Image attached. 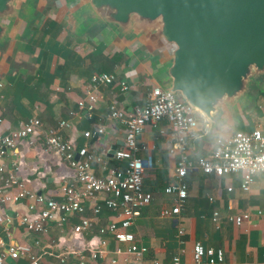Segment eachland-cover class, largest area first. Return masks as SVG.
<instances>
[{
    "label": "crops",
    "instance_id": "obj_1",
    "mask_svg": "<svg viewBox=\"0 0 264 264\" xmlns=\"http://www.w3.org/2000/svg\"><path fill=\"white\" fill-rule=\"evenodd\" d=\"M62 3L57 12H44L32 23L34 13L25 34L0 47L3 55L12 58L8 72L0 75V128L4 132L19 128L30 116H37L42 122L32 136L20 139L13 150L6 151L3 163L28 189L55 200L61 197L63 183L74 187L78 183L71 166L43 150V131L54 130L59 120H66L69 126L60 128L59 133L76 147L85 146L93 152L97 160L92 163L91 172L106 176L110 168L125 164L109 151L110 147L123 146L125 133V124L108 116L109 105L116 103L127 115L134 106H145L154 85L150 76L140 71L132 47L111 36L107 26L81 30L75 18H66L67 0ZM17 51L22 54L18 61H13ZM96 71L114 73L128 88L121 92L117 83L101 87L94 110H79L78 102L88 100L86 86ZM197 115L198 128L184 137L183 146L193 166L180 180L175 167L183 149L176 144L177 139L165 121L156 127L144 125L137 138L138 145H145L139 151L146 161L143 188L152 196L127 227L135 234L137 244L146 247L141 263L128 250L127 243L117 242L110 232L99 233V227L110 222L119 226L122 219L117 209L104 204L108 196L105 193L83 201L84 214L92 222L87 233L73 231L79 218L72 213L65 218L55 213L44 223L43 231L33 232L20 221L25 213L36 216L28 211L26 200L0 205L4 217L0 222V252L17 243L27 245L39 264H170L171 257L181 248L182 260L194 264L192 247L200 241L205 247L223 251L222 261L216 259L214 264H264V172L256 173L249 189L244 191L240 188V172L215 176L201 173L196 164L198 156L210 154L217 135L226 137L236 130L264 131V76L252 85L248 101L241 111L233 113L228 127L225 120L216 116L213 132L204 118ZM94 127L101 130L97 132L102 137L93 139ZM85 131L89 132L88 137L84 136ZM173 182L182 185L187 195L177 215L162 216L161 209L172 206L171 197L163 188ZM8 189L15 192L17 186ZM96 207L98 211L94 212ZM214 210L218 211L217 222L211 219ZM243 213L249 217L237 225L234 217ZM180 227L183 233L179 238ZM101 240H105L103 245ZM117 249L119 253L115 252ZM62 255L65 263L60 262ZM3 264L30 263L28 256L20 255L16 259L7 256Z\"/></svg>",
    "mask_w": 264,
    "mask_h": 264
},
{
    "label": "built area",
    "instance_id": "obj_2",
    "mask_svg": "<svg viewBox=\"0 0 264 264\" xmlns=\"http://www.w3.org/2000/svg\"><path fill=\"white\" fill-rule=\"evenodd\" d=\"M114 83H117L121 92L128 88L125 81L119 80L114 73L93 72L85 91L88 100L87 102L79 101L78 109L93 111L100 88ZM177 95L160 86L153 85L145 106L136 105L127 115L116 103L112 102L109 105L108 116L125 124L123 146L118 147L114 153V158L125 161V164L122 167L110 168L106 176L91 172V165L97 160V156L93 152L85 146L76 147L68 138L59 133L60 128L69 126L66 120H59L57 128L54 130L43 131L41 138L43 150L57 155L71 166L78 183L77 187L67 182L63 183L60 188L61 197L58 200L47 199L44 195L28 189L24 182L18 180L16 175L8 170L3 163L6 151L13 150L17 141L28 138L39 130L42 124L41 120L37 116H30L19 128L7 132L0 128V205L26 200L28 211L36 213V216L25 213L20 216V221L33 232L43 231L44 223L52 219L55 213L63 215L61 218H65L67 213H72L79 218V221L73 225V231L87 233L92 227V222L84 214L83 201L94 199L99 193H105L108 196L103 201L104 204L111 209H117L122 219L119 226L110 222L106 226L99 227V233L110 232L117 242L127 243L128 250L132 251L137 261L141 263L146 247L137 244L135 234L128 231L127 227L132 218L139 215L141 209L152 198L151 193L143 188V171L146 161L140 156L139 151L144 149L145 145L137 143V138L144 125L149 124L156 127L159 122L165 121L177 139L176 144L182 146L183 150L175 167L178 180L183 178L188 169L193 166L192 160L185 155L183 146L184 137L198 128V113ZM98 131L101 132V130ZM84 136L88 137L89 132L85 131ZM196 164L199 171L204 174L222 176L240 172V188L247 191L254 175L264 172V131L260 129L236 130L229 136H218L214 139L210 154L198 156ZM12 185L17 186V191L11 192L8 189ZM230 189L228 187V190ZM163 191L171 197L172 206L161 209L160 214L171 217L177 215L187 195L186 189L179 183L173 182L165 185ZM95 211H98V207L94 209ZM248 217V213H243L236 215L234 221L240 225L243 219ZM211 219L217 222L218 211H213ZM3 221L4 217L0 214V222ZM177 233L179 237L183 233V229L178 228ZM104 243L105 240H101V244ZM98 252L102 253L100 250ZM115 252L119 253V249ZM182 253L183 249L180 248L171 257L170 264H187L182 260ZM20 255L28 256L30 264H39L38 257L31 253L27 245L15 243L8 245L6 252H0V264L4 263L7 256L16 259ZM96 255L97 252H94L93 257ZM222 258L223 251L219 248L205 247L200 241L193 244L192 260L194 264H214L216 259L222 261ZM60 262H66L63 255L60 257ZM114 262L115 258L112 259V263Z\"/></svg>",
    "mask_w": 264,
    "mask_h": 264
},
{
    "label": "water",
    "instance_id": "obj_3",
    "mask_svg": "<svg viewBox=\"0 0 264 264\" xmlns=\"http://www.w3.org/2000/svg\"><path fill=\"white\" fill-rule=\"evenodd\" d=\"M64 6L83 31L109 27L133 48L140 71L178 94L213 132L216 116L228 127L264 76V0H67ZM35 9L26 0H0V47L25 34ZM11 60L0 52V75ZM97 128L93 139L103 136Z\"/></svg>",
    "mask_w": 264,
    "mask_h": 264
},
{
    "label": "flooded vegetation",
    "instance_id": "obj_4",
    "mask_svg": "<svg viewBox=\"0 0 264 264\" xmlns=\"http://www.w3.org/2000/svg\"><path fill=\"white\" fill-rule=\"evenodd\" d=\"M26 1L31 2L36 8L34 11L35 17L32 23H34L36 18H38L44 12H47V11L49 12L50 10H54L55 12H57L60 9L61 5L63 4L62 0H26ZM20 7L22 9L26 8L27 4L21 3ZM2 51L5 52V49L2 48Z\"/></svg>",
    "mask_w": 264,
    "mask_h": 264
},
{
    "label": "trees",
    "instance_id": "obj_5",
    "mask_svg": "<svg viewBox=\"0 0 264 264\" xmlns=\"http://www.w3.org/2000/svg\"><path fill=\"white\" fill-rule=\"evenodd\" d=\"M25 82V81H24ZM178 96V95H177ZM179 97V96H178ZM180 98V97H179ZM184 238V237H183Z\"/></svg>",
    "mask_w": 264,
    "mask_h": 264
}]
</instances>
